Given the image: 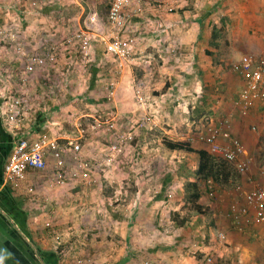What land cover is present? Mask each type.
<instances>
[{"label":"rangeland","instance_id":"obj_1","mask_svg":"<svg viewBox=\"0 0 264 264\" xmlns=\"http://www.w3.org/2000/svg\"><path fill=\"white\" fill-rule=\"evenodd\" d=\"M116 1L0 0V110L8 118L6 129L20 134L44 110L56 121L53 131L67 135L61 145L70 140L80 146L76 156H65L70 169L80 165L74 175L67 168L66 176L78 183L88 179L76 191L77 206L88 207V220H78L82 230L72 222L69 229L77 231L68 232L66 217L45 229L41 218L32 219L35 241L60 247L68 259L63 264L87 257L88 264H189L187 258L216 241L220 224L209 203L226 211L243 189L241 183L240 189L223 190L210 179L198 180L204 212H195L188 184L196 179L198 154L169 150L164 140L207 149L199 138L207 127L224 126L235 135L227 113L202 102L204 92L194 86L199 77L184 74L174 59L172 72L161 70L152 33L165 27L166 6L182 1L123 0L119 26L110 18ZM196 1L185 0L192 9ZM115 38L130 47L125 57L108 51ZM252 109L237 110L247 116ZM9 116L25 119L16 126ZM242 159L247 162L244 152ZM73 178H67L69 185Z\"/></svg>","mask_w":264,"mask_h":264},{"label":"crops","instance_id":"obj_2","mask_svg":"<svg viewBox=\"0 0 264 264\" xmlns=\"http://www.w3.org/2000/svg\"><path fill=\"white\" fill-rule=\"evenodd\" d=\"M180 1L182 2H171L170 6H166L165 27L160 30L165 31V34L160 35L157 29L152 33L156 50L163 59L164 68L161 70L172 72L174 59V66H179L184 74H194L196 79L199 77L200 82H196L194 86L197 92H204L202 98L205 100L202 102L214 103V106L227 113L234 135L244 144V157H249L246 159L247 172L242 174L241 179L243 190L233 198V203H229V209L225 211L222 205L216 207L212 201L209 203L216 211L214 215L217 224H220L214 235L215 243L202 248V255L189 257L186 262L264 264V227L255 220L246 221L253 217L250 206L246 214L240 212V208L246 205L244 193L264 182V101L253 107L247 116L239 114L236 104L238 94L245 84V73L240 65L242 57H264V0H197L194 9L185 0ZM172 51L176 54L174 58L169 54ZM2 111L0 110V127L10 134L12 140L0 141V264H7L10 257L16 259L19 254L26 260V264H45L40 251L59 252L57 264L68 262L58 247L35 241L34 229L37 227L32 219L41 218L40 226L45 229L51 226L54 228L61 224L59 217H66L65 229L68 232L75 231L76 227L69 229L72 222L79 227L78 220H88V207L79 208L77 204L81 202L76 195L77 190L88 186V179L81 177L78 183L75 177L68 176L69 179L73 178L70 185L69 179L63 184L57 183L54 179L55 157L50 154L46 157L47 168L30 171L24 185L15 188L6 181L4 167L11 147L6 153L3 145H12L16 133L12 129L11 132L6 129L4 122L8 118L3 117ZM41 112L43 115L34 121L35 125H28L23 132L29 136L46 133L49 137L59 138L58 143L61 144L60 137L67 135L53 131L58 129L56 121L47 119V112L44 110ZM257 154L261 156L258 157ZM68 164L66 161L69 174L77 173L76 169L80 165L70 169ZM79 230L82 229L79 227ZM220 232L225 239H219ZM27 251L33 257H27Z\"/></svg>","mask_w":264,"mask_h":264},{"label":"built area","instance_id":"obj_3","mask_svg":"<svg viewBox=\"0 0 264 264\" xmlns=\"http://www.w3.org/2000/svg\"><path fill=\"white\" fill-rule=\"evenodd\" d=\"M123 0H117L110 10V18L113 23L118 26L124 22L121 7ZM87 42L83 44L86 47ZM108 51L120 57H125L129 53L124 42L115 38L108 44ZM43 59H33V62L41 63ZM241 68L245 73V84L238 94L236 104L241 111H247L257 104L264 101V57H253L245 55L240 62ZM30 70L32 66H28ZM19 101H16L18 104ZM11 121H15V125L24 121V117L9 116ZM202 143L206 144L207 149L219 157L230 160L235 164L237 170L243 174L247 168V162L242 159L244 147L240 138L232 136L228 129L224 126L207 127L204 132L199 135ZM59 138L49 137L48 134H36L29 136L22 132L16 134L13 141V147L9 155L8 161L4 167L5 180L12 183L15 188L25 184L28 179L29 172L32 170H45L48 166L46 157H55V177L57 183L63 184L68 176H66V154L76 156L80 151L79 144L68 141V146L64 147L58 143ZM223 141V142H222ZM227 141V142H225ZM212 181V180H210ZM240 189V186L237 187ZM215 194L214 188L210 186L209 195ZM246 205L240 208L242 214L248 212L250 206L253 210V217L247 218L246 221H257L264 227V182L252 191L245 193ZM220 240L225 238L222 232L218 235ZM78 264H88V257L78 259Z\"/></svg>","mask_w":264,"mask_h":264},{"label":"trees","instance_id":"obj_4","mask_svg":"<svg viewBox=\"0 0 264 264\" xmlns=\"http://www.w3.org/2000/svg\"><path fill=\"white\" fill-rule=\"evenodd\" d=\"M98 69L95 68L93 71V77L91 81L90 87L93 88L95 80H96V74ZM165 89V88H164ZM0 141H9L12 140L10 137V134L8 132H4L3 129L0 127ZM165 146L169 150H183L186 152H195L198 154V164L195 169V172L193 173V176L196 177L194 181H190L188 186L192 189V192L190 194V198L193 202L195 212L203 213V205L199 203V200L201 198V191L199 188L198 180H212L215 182L220 189L227 190L230 187H238L241 183L242 174L237 170V167L233 162H231L228 159L219 157L217 155H214L206 148H195L189 141L187 140H174V139H165L164 140ZM5 152L8 153L10 147L12 150V145L9 143V145H3ZM11 153V151H10ZM184 223V220L176 223V225H182ZM121 243L123 242L122 239H118ZM59 250L62 251L59 247ZM28 252V251H27ZM59 252H46V251H40L42 260L45 264H57L60 256L58 254ZM16 254V253H15ZM27 257H33V255H30L29 252L25 254ZM18 257L19 260H16ZM16 259L10 257V260L7 261V264H11L12 262L19 263V264H26V260L20 256V254L17 256Z\"/></svg>","mask_w":264,"mask_h":264}]
</instances>
